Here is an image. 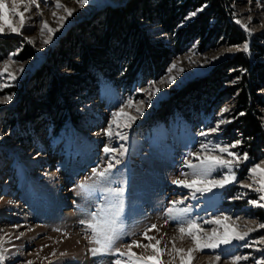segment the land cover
I'll use <instances>...</instances> for the list:
<instances>
[{"label": "rangeland", "instance_id": "rangeland-1", "mask_svg": "<svg viewBox=\"0 0 264 264\" xmlns=\"http://www.w3.org/2000/svg\"><path fill=\"white\" fill-rule=\"evenodd\" d=\"M123 2L89 0L80 7L79 0H61L66 7L74 9L61 26L59 17L66 16V13L56 8V0H42L39 9L42 16L37 14L34 6L30 12L24 13L26 21L31 17L28 21L31 27L22 30V35L0 36L15 38L11 49L0 48V69L11 56L15 63L10 64L8 71L16 76L14 81L8 78L7 72L0 76V101L12 97L8 102L0 103V252L5 257L0 264H27V261L33 264H112L120 258L118 255H92L90 249L97 245L90 242L91 230L87 224L91 213H97L109 201H115L114 197L106 195V189L119 187L124 188L125 231L135 233L125 235L117 242L116 247L121 251L126 252L133 239L141 244L149 243L143 232L155 224L157 228L148 231L147 235L155 237L150 242L153 245L156 240H161L157 246L161 255L159 262L150 261L149 264H180V254H168L173 241L177 248L185 250L194 246L187 235L181 239L175 221L166 223V210L173 201L183 200L178 207L190 209L188 218L200 224L204 230L202 236L210 235L213 229L218 234L224 233L225 225L229 230L239 232L255 229L244 241L234 240L218 249L193 253L191 264H213L218 254L222 257L218 264H231L233 255L249 257L240 264H256L264 260V243H259L264 237V228L258 227L264 224V209L248 203L249 200H258L261 195L253 190L258 185L253 184L248 169L255 164L264 167V146L261 141H256L253 147L252 139L243 138L240 132L231 128L235 117L242 113L235 114L236 95L243 83V75L249 71L250 80L256 85L258 102L255 108L264 134V78L259 76V71L264 69V0H227L230 21L245 34V39L237 44H228L222 30L216 38L211 36L208 29L220 23L212 18L204 34L193 35L176 49L177 31L197 18L206 5L179 14L170 30H166L157 19H139V27L149 40L166 46L168 50L156 73L151 69V72L128 81L122 72L129 59L126 52L133 51L135 38L131 41L112 39L108 56L112 58L110 69L116 73L114 84L101 79L97 91L94 88L93 93L82 91L69 98L72 108L59 110L52 115V122L47 120L44 111L39 118L36 116L32 122L27 121L25 106L20 110L19 106L27 96L45 100L42 90L49 87V81L43 83L41 90L34 88V73L42 65L53 69L57 75L73 73L64 65L56 66L48 61L62 39L69 34L80 45L102 49V44L90 36L84 37L79 26L94 23L99 36L105 37L106 24L101 18L104 8ZM11 9V0H6V26L19 22V17L13 15ZM20 11H24V5L20 6ZM53 12L57 15L53 16ZM192 13L196 15L192 16ZM237 19L248 25L250 36L236 23ZM44 21L58 29L48 44L43 43L48 38L47 31L43 34L40 31ZM25 36L32 43L25 40ZM246 41L249 51H237L235 46ZM27 46L33 54L22 58ZM229 48L233 51L227 52ZM238 53L246 58L248 68L234 67L229 62ZM174 64L176 67L169 72ZM170 75L177 77L171 85L167 84ZM162 80L164 83H160ZM151 82H156L154 87H150ZM155 88L160 91L155 92ZM149 92L153 94L149 96ZM137 108L142 109V114L136 111ZM225 108L227 112L222 111ZM113 113L118 115L114 117ZM129 116L136 119L131 127H125ZM221 119L231 122L221 125V130L216 133L200 135L209 132ZM108 131L111 136L107 135ZM120 135L127 139H120ZM237 141L240 143L230 151L241 156L247 153L249 159L234 170L235 182L203 195L197 193L195 198L193 190L173 183L177 179H193L186 162L199 163V160L189 156V152L200 153L201 158L221 155L218 150L203 152L201 144H208L211 148L213 144L230 146ZM105 147L117 151L106 155ZM125 149V154L120 156V151ZM222 158L231 159L226 153ZM116 159L120 160L119 164L115 163ZM109 163H113L114 168L111 182L104 186L105 191L83 192L80 185L92 186L97 182L93 169L102 171ZM226 174L227 170L221 169L213 172L209 179H221ZM245 184L252 187L245 188ZM216 217L221 218V224L205 223ZM224 217L232 219L224 220ZM246 244L250 246H244ZM132 251L137 255H155L152 248L133 246ZM122 259L126 260V257Z\"/></svg>", "mask_w": 264, "mask_h": 264}, {"label": "trees", "instance_id": "trees-1", "mask_svg": "<svg viewBox=\"0 0 264 264\" xmlns=\"http://www.w3.org/2000/svg\"><path fill=\"white\" fill-rule=\"evenodd\" d=\"M203 5H206V7L198 17L191 23L189 22L186 27L177 31L176 49H179L193 35L197 33L204 34L208 22L212 18H216L220 22V27L218 25L208 29L212 37L216 38L222 30L223 37L227 39L228 44H237L245 39V34L230 21V8L227 0H124L123 3L104 8L101 18L105 20L106 24L105 37L99 36L98 33L100 32L96 31V24L94 23L79 26L81 34L84 37L90 36L92 40L102 44V49L101 47L93 48L82 43L80 45L69 34L62 39L60 45L51 53L48 61L56 66L64 65L71 69L73 73L57 75L53 72V69L42 65L34 73V88L41 90L43 89V83L49 81V87L42 90L44 91L45 100L23 96L25 99L19 108L22 111L21 106H25V119L32 122L36 116L39 118L38 116L44 111L46 112L44 115L48 116L47 120L52 122L54 117L52 115H55L59 110L62 108L70 110L72 108L68 101L69 98L80 95L82 91L89 94L97 91L101 79L113 82L116 73L113 69H110L109 65L112 63V58L108 56L112 39L113 41L114 39L131 41L135 38L132 47L133 55H131L132 52H126L129 54V59L122 72V76L128 81L151 72V69L153 73H156L161 65L162 58L166 56L168 50L166 46L156 45L149 40L147 34L139 27V19L148 21L157 19L166 30H170L172 25L176 23L179 14L186 10L203 7ZM111 30L112 32H110ZM14 45L15 38H0L1 49H11ZM32 54V49L27 46L23 49L21 57L26 58ZM246 61V58L240 53L229 60L234 67L243 69L249 67V63ZM91 69H93V72H91ZM259 72V76L263 79L264 69ZM249 74L250 72L247 71L243 75V83L236 95L235 114L242 112L243 115L240 114L235 117L236 121L231 125V128L240 132L243 138L252 139V146L257 144L256 141H261L260 143L264 146L263 128L255 108L258 102V95L255 93L256 85L251 82V75L249 76ZM91 85L93 89H91ZM94 88L95 91H93ZM71 117L76 121L74 115Z\"/></svg>", "mask_w": 264, "mask_h": 264}, {"label": "snow or ice", "instance_id": "snow-or-ice-1", "mask_svg": "<svg viewBox=\"0 0 264 264\" xmlns=\"http://www.w3.org/2000/svg\"><path fill=\"white\" fill-rule=\"evenodd\" d=\"M42 0H11L12 3V9L11 12L13 15L19 17L18 24H5L4 21V6L6 3V0H0V36L2 35H10V34H16V35H22L24 29L30 28L31 24L28 21H31V17H28L27 21L25 19V12H30L32 10V7L34 6L37 9V14L42 16V13L39 12L40 4ZM43 2H47V0H43ZM89 3V0H79L80 7H83L85 4ZM24 5V11H20V6ZM56 8L62 9L64 13H66V16H60L59 22L60 25L63 26L64 20L67 18V16H71L73 14L74 9L66 7L63 3H61V0H56L55 3ZM202 10V9H201ZM57 14L53 12V16H56ZM192 16L196 15V13H192ZM236 23L240 25L245 33L247 35H251V30L249 29L247 24H241V21L239 19L236 20ZM7 27V31H5V28ZM47 31L48 38L43 40L44 44H48L51 42L52 35L58 31L57 28H52L48 25L46 21L42 22L41 25V33L43 34ZM25 40H28L29 43H32V41L25 36ZM237 51H243L247 53L249 51V44L244 42L240 46H235ZM227 52L233 51L232 48H229L226 50ZM13 56L16 55V53L12 54ZM218 57H214V59H217ZM11 63H15L14 60L11 59V56L8 60L3 62V68L0 69V76H3L5 72L8 73V78L10 80H15L16 76L8 71L9 66ZM176 65H172V68L169 69V72L174 69ZM20 71H23L21 68ZM183 71V69H181ZM176 76H169L167 78V84L171 85L176 81ZM156 82H151L150 87H154ZM160 83H164V81H160ZM5 87L11 86V85H4ZM159 88H155V92H159ZM153 93L149 92V96H151ZM11 96H7L4 98V100L0 101V103H6L9 100H11ZM132 102L129 101V104ZM137 112L142 114V109L137 108ZM223 112H227L228 109L225 108L222 110ZM117 113H113V116H117ZM243 115V113H241ZM136 117L129 116L128 117V123L125 125V127H131V123L134 122ZM231 121H226L221 119L217 125L209 130V132H202L200 135L207 136L209 133H216L217 131L221 130V125L225 123H230ZM107 135L111 136V131H108ZM119 135V134H118ZM120 139H127L126 136L120 135ZM240 143L237 141L236 143L230 145V146H221L220 144H213L211 148L208 144H201V150L203 152H214L216 150L219 151L221 155H205L203 158H201L200 153H193L189 152L188 155L196 158L199 160V163H192L191 161L186 162V166L191 169V175L193 179L191 181L185 179V180H174L173 183L177 185L178 187H182L185 189L193 190L192 195L193 198H195L196 194L199 193L201 195L205 193L212 192L213 189L216 188H224L226 185L231 184L236 181V174L235 169H238L243 161H247L249 159L248 154L244 153L242 156L239 153L230 151V148H235L237 144ZM117 149L105 147L104 152L105 154L114 153ZM126 152V149L123 151H120L119 155L123 156ZM227 154L231 159H224L222 158V154ZM116 164L120 163L119 159L115 160ZM113 168L114 164L109 163L106 168H104L102 171H97L96 169H93V174L97 176V182L95 185L89 186V185H80V189L85 192L86 194H90L92 190H98V191H105V185L107 183H110V177L113 175ZM221 169H226L227 174L223 175L221 179H209L211 174L213 172H217ZM250 175V179L253 180V184H257L258 187H255L253 190L257 193H260L258 200H249L248 203L259 207L261 209H264V203L261 201H264V167H261L260 164H255L251 169H248ZM187 175V174H185ZM258 177V179H257ZM245 188H251L252 185L245 184L243 185ZM123 192L124 188H109L106 189V195L109 197H114L115 201H109V204L106 207H103L100 209L97 213H91V220L88 221L87 227L91 230V241L97 247L90 249L92 252V255H103V254H110V255H118L120 258L115 259L112 261V264H149L150 261H157L159 262V258L161 255V250L157 247L161 240H156V244L153 245L150 242L155 239V237L148 236L147 232L156 229L157 226L155 224H152L149 229L145 230L143 232V236L145 239L149 241L147 244H141L136 240H131V242L127 246V251H121L119 247H116L117 242L125 235H135V233H127L125 231V223L123 220V212H124V205H123ZM240 198V197H237ZM183 204V200L180 201H173L172 206L169 207L166 210V223L171 220L175 221L177 223V231L181 234V239L185 235L191 238L193 246L192 248H189L187 250L183 248H177L175 246V242L173 241V247L169 251V255H171L173 252L180 254V264H191V261L194 259L193 253L195 252H202L204 249H218L221 245H229L234 240L235 241H244L248 234L251 231H254L255 229L249 228L245 232H239L235 229H230L227 225H225V232L224 233H217L215 229L212 230L210 235L202 236L201 233L204 231L200 224L196 222L195 219L188 218V213L190 212L189 208H181L178 207V205ZM224 220H231V217H224ZM83 223V221L81 222ZM205 223H211V224H221L222 220L220 217H216L213 220H207ZM259 228H264V224H259ZM259 243H264V237L261 238ZM133 246L136 247H143L145 249L152 248L155 252L154 256H143V255H137L135 252L132 251ZM244 246H250V245H244ZM2 247V245H0ZM61 255H66V253H61ZM122 259V258H125ZM187 258V259H186ZM5 259L2 252H0V261H3ZM222 259L221 255H216L213 261V264H218ZM248 256H239V255H233L231 257V264H240L241 261L248 260ZM27 264H33L32 261H27ZM256 264H264V260H259L256 262Z\"/></svg>", "mask_w": 264, "mask_h": 264}]
</instances>
